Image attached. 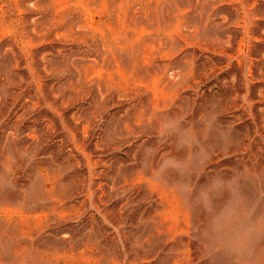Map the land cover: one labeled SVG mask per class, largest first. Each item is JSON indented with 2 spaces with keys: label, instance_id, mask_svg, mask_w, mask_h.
<instances>
[{
  "label": "rangeland",
  "instance_id": "rangeland-1",
  "mask_svg": "<svg viewBox=\"0 0 264 264\" xmlns=\"http://www.w3.org/2000/svg\"><path fill=\"white\" fill-rule=\"evenodd\" d=\"M0 264H264V0H0Z\"/></svg>",
  "mask_w": 264,
  "mask_h": 264
}]
</instances>
